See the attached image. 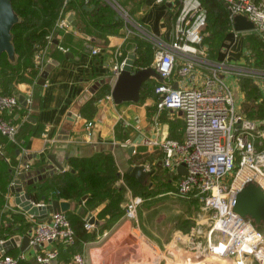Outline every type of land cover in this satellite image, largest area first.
I'll return each instance as SVG.
<instances>
[{
	"label": "crops",
	"instance_id": "1",
	"mask_svg": "<svg viewBox=\"0 0 264 264\" xmlns=\"http://www.w3.org/2000/svg\"><path fill=\"white\" fill-rule=\"evenodd\" d=\"M103 1L114 9L118 16H115V20L120 19L122 26L118 30L108 23L97 26L93 24L96 11L94 3L86 0L85 4L94 5V9L83 11L71 3L72 0H67L64 16L67 19L72 15L75 23H69L68 28H52L49 44L45 46L39 61L36 59L38 75L29 83L19 84L18 91L13 92L17 100L18 95H24L27 105L18 102L6 114L8 120L20 124L18 144L0 134V150L6 156L8 169L11 161L17 164L28 163L29 168L22 171L30 173L23 181V188L28 193L32 187L43 185L51 175L60 174L54 169L49 155H53L57 162L64 163L70 158L85 159L97 154H109L116 166L112 186L123 191L121 206L125 209L126 202L134 197L131 187L142 188L156 169L167 171L175 178V189L179 174L165 168L161 163V151L158 147L145 145L144 140L180 139L183 120L179 112L169 109L157 112L152 88L159 80L153 78L147 82L144 90L146 95L139 102L114 104L112 98H108L116 79L113 66L116 61L121 62L128 55L133 54L136 59L139 57L137 39L146 38L153 42V51L157 43L169 45L173 39L175 16L171 3L167 1L116 0L118 8L112 0ZM237 34L242 33L233 31V34L220 42L217 58L213 62L225 61L231 65L243 62V41L241 37L238 39ZM93 49H97L96 54H92ZM118 49L121 56L116 59ZM155 51L150 66L155 61ZM176 61L182 63L180 53ZM203 71L199 66L192 82L178 79L174 87L199 84ZM40 77L44 78L43 84L37 83ZM260 90L264 92L263 88ZM97 96L93 102L96 112L84 118L81 109ZM89 122H92L91 127L87 125ZM138 138L142 141L134 144ZM133 144L134 150L130 153L128 149ZM139 164L144 165L146 171H152L144 183L129 174L130 168ZM65 170H69V166ZM51 171L53 174H49ZM7 175H10L9 170L3 175V182L7 181ZM35 178L38 180L30 183ZM8 192L4 195V204L0 210V224L3 216L11 221L15 219L13 226L16 228L24 223L27 225L25 231H22V227L8 237L19 235L21 238L30 230L33 218L14 204V195ZM51 198L48 197V201ZM42 199L32 198L36 204L48 203ZM146 199H149V195ZM184 200L196 201L192 198ZM68 201L71 203L70 212L85 223L88 214H92L98 221L96 230L93 224L89 229L94 239L83 243L82 249L78 250L86 256L87 264H236L231 257H222L207 250L201 233L206 228L207 212H136L135 219L126 218L123 212L112 225L102 231L100 228L107 220L99 218V212L106 202L87 207L85 201L82 204L78 200ZM17 216L21 219L19 222L15 218ZM34 220L39 221L36 218ZM195 228L201 232H196ZM20 240L16 241L17 246L5 253L24 254L20 264H40L35 260L37 252L53 247L59 249L57 263L70 259L71 251L66 250V246L49 243L45 248H38L28 245L25 251H21ZM245 260L246 264H257L249 258L245 257Z\"/></svg>",
	"mask_w": 264,
	"mask_h": 264
},
{
	"label": "built area",
	"instance_id": "2",
	"mask_svg": "<svg viewBox=\"0 0 264 264\" xmlns=\"http://www.w3.org/2000/svg\"><path fill=\"white\" fill-rule=\"evenodd\" d=\"M157 1L171 3L175 25L171 43L167 46L157 43L156 58L152 64L160 75L154 88L156 108L157 112L163 109L179 112L183 128L180 139L146 138L144 144L158 147L165 168L176 171L178 166L183 165L186 169V174L177 177L174 193L181 198L198 200L202 211L207 212L205 230L201 232L195 228L196 232L203 233L207 250L222 257H231L236 264H246L245 257L264 264L262 232L251 219L234 211L236 197L244 186L256 183L264 190V119L251 120L237 112L233 88L225 76L228 71H236V66L207 58L206 47L202 44L207 13L200 1ZM221 1L224 6L227 4L232 25L236 15H243L254 23V30L250 32L264 41V0ZM114 6L118 5L115 3ZM63 12L53 28H68L70 22ZM50 39L49 32L45 37V46ZM45 46L40 49L39 57ZM96 53L97 49H93L92 54ZM179 53L183 57L180 64L176 61ZM115 56L116 59L121 56L119 49ZM123 63L124 60L115 62V77ZM199 66L204 69L199 84L174 87L178 79L192 82ZM108 98L111 99V96ZM17 105L15 95L0 94V134L15 144H18L20 124L8 120L6 114ZM87 125L91 127L92 122ZM28 168V163H19L15 172ZM51 200L42 204L49 205ZM139 203L138 197L129 199L124 216L135 219ZM30 217L33 218L28 231L30 246L45 248L49 243L62 246L74 244V230L65 213H49L43 221ZM85 228L91 229L92 224L86 222ZM58 256L59 249L53 247L37 252L35 260L40 264H87L82 252L73 253L68 261L62 263H57ZM23 259L22 253L2 254L0 264H20Z\"/></svg>",
	"mask_w": 264,
	"mask_h": 264
},
{
	"label": "trees",
	"instance_id": "3",
	"mask_svg": "<svg viewBox=\"0 0 264 264\" xmlns=\"http://www.w3.org/2000/svg\"><path fill=\"white\" fill-rule=\"evenodd\" d=\"M86 0H72L79 10ZM207 13L206 25L203 30V42L206 47L207 58L214 61L217 58V45L220 40L232 32V24L228 17V12L221 0H199ZM67 0H12L14 11L20 16L21 21L17 23L12 32L14 34L13 43L17 53L16 63H11L6 54L0 56V94H13L18 91L17 86L23 83H29L39 73V65L36 59L39 58L40 49L45 46V37L52 30L57 18L67 5ZM88 3H94L96 6L95 20L93 24H111L114 29H119L122 24L120 19L115 20L114 9L103 0H88ZM84 11V10H83ZM249 48L253 50L255 67L264 68V41L253 32H249ZM137 52L139 57L135 60L137 68H145L151 65L155 50L153 51V42L146 38L137 39ZM140 66V67H139ZM149 81V80H148ZM147 81V82H148ZM145 82L141 88V97L146 95ZM239 84L245 93V116L251 120L264 119V101H258L261 90L251 79H240ZM155 85L152 90L154 92ZM91 98L87 106L81 109V115L84 118L91 117L97 110L93 102L98 98ZM5 154L0 150V210L4 204V195L9 190L13 170L17 164L11 161L10 169L7 168ZM67 166L69 170H63L58 175L51 177L43 184L36 185L29 190V197L39 199L43 197L44 202H48V197L77 201L83 195H87L85 204L88 207L91 204H100L106 202L105 206L99 212V218L107 220L100 230H104L113 224L124 212L121 203L123 202V191L112 186V181L116 174V166L113 158L109 154H97L90 158L68 159ZM7 175L6 182L2 181L3 175ZM132 184H130L131 186ZM74 230L75 241L73 245L66 246V250L71 251V256L82 249L83 243L90 242L94 236L85 228V222L76 214L70 211L65 213ZM17 218L19 222L20 217ZM19 218V219H18ZM4 221V222H3ZM0 224V240H6L10 235L19 230L25 231L27 225L20 224L16 228L12 221L3 216ZM22 223V221H20ZM30 227V226H28ZM258 228V227H257ZM10 255V254H9ZM70 256V257H71Z\"/></svg>",
	"mask_w": 264,
	"mask_h": 264
},
{
	"label": "water",
	"instance_id": "4",
	"mask_svg": "<svg viewBox=\"0 0 264 264\" xmlns=\"http://www.w3.org/2000/svg\"><path fill=\"white\" fill-rule=\"evenodd\" d=\"M226 6L227 4H225V7ZM82 8L84 10H92L94 9V5L88 6L87 4H84ZM116 18H118V16H116ZM67 20L71 24L75 23L72 15H70ZM20 21V16L14 11L12 0H0V56L6 54L11 63H16L18 58L13 43L14 34L12 29ZM232 27L233 31L236 33L250 32L254 30V23L243 15H236L233 19ZM39 59L40 58L37 60L39 61ZM135 59V55H128L115 79L110 95L116 105L124 102H139L143 84L152 78L160 80L159 73L152 66L137 68L135 66ZM37 83L43 84L44 78L40 77ZM18 102L23 106H26L27 98L22 94L18 95ZM141 141V138H138L134 144L140 143ZM134 144L128 149L130 153L134 150ZM48 158L54 166V169L59 172L63 171L67 166V162L59 163L55 160L53 155H49ZM176 171L179 175L186 174V169L183 165L178 166ZM29 174L30 173L27 172H20L12 175L10 178L11 183L9 185V191L14 195L15 205L21 208L26 214L39 221L45 220L49 213H67L70 211L71 203L67 200L54 198L49 205L34 203L29 197V194L23 188V181L29 176ZM49 174H53V171L49 172ZM129 174L140 183H144L146 178L152 174V171H146L145 166L139 164L132 166L129 170ZM37 180L38 179L35 178L30 183L36 182ZM86 199L87 195H83L80 200H78V203L82 204ZM81 209L82 207L80 206L79 210ZM234 211L243 217L251 219L256 226L264 224L263 188L256 183H249L244 186L236 197ZM86 221L93 224L95 230L97 229L98 221L92 214H88ZM202 238H204L203 235ZM17 240L21 241L20 250L25 251L29 245V233L24 234L21 238L19 235H15L0 242V254H5L12 247L17 246Z\"/></svg>",
	"mask_w": 264,
	"mask_h": 264
},
{
	"label": "rangeland",
	"instance_id": "5",
	"mask_svg": "<svg viewBox=\"0 0 264 264\" xmlns=\"http://www.w3.org/2000/svg\"><path fill=\"white\" fill-rule=\"evenodd\" d=\"M111 2L117 4L116 0H112ZM116 8L118 7L116 6ZM248 33L249 32L242 33L241 35L237 34L239 36L238 39L241 37L243 41L242 44L244 46V51L241 56L243 62H234L232 65H235L237 70L228 71L225 73L228 82L233 88L236 110L239 114L243 115H245L244 108L245 105H247V102L245 100V93L239 84V80L242 78H249L252 80V82L256 83L257 87L262 88V86H264V68L257 69L255 67L256 65L255 59L253 57V50L250 49L248 45ZM229 34H233V31H230L228 34L223 36L220 42L223 41ZM220 42L218 43L217 47L219 46ZM260 100L264 101V92H261L258 101ZM178 123V127H180V119L178 120ZM174 179L175 178L167 171L156 169L154 175L149 177L142 188H136V186L133 188L131 187L134 197H138L140 199V203L136 212H203L198 200L195 199L196 201L186 202L184 198L175 195ZM148 195L149 199H146ZM257 227L264 236V224H261Z\"/></svg>",
	"mask_w": 264,
	"mask_h": 264
}]
</instances>
